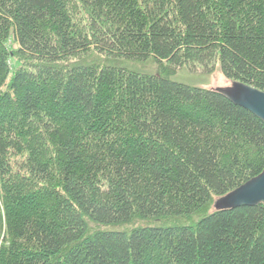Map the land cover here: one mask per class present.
Masks as SVG:
<instances>
[{"label":"trees","instance_id":"16d2710c","mask_svg":"<svg viewBox=\"0 0 264 264\" xmlns=\"http://www.w3.org/2000/svg\"><path fill=\"white\" fill-rule=\"evenodd\" d=\"M217 66L264 92V0H0V264H264V206L212 208L264 123L171 80Z\"/></svg>","mask_w":264,"mask_h":264},{"label":"water","instance_id":"95a60500","mask_svg":"<svg viewBox=\"0 0 264 264\" xmlns=\"http://www.w3.org/2000/svg\"><path fill=\"white\" fill-rule=\"evenodd\" d=\"M231 103L248 112L264 123V92L241 83H230L226 88H217ZM264 206V169L235 190L213 202L214 211H227L239 207Z\"/></svg>","mask_w":264,"mask_h":264},{"label":"rangeland","instance_id":"374dc122","mask_svg":"<svg viewBox=\"0 0 264 264\" xmlns=\"http://www.w3.org/2000/svg\"><path fill=\"white\" fill-rule=\"evenodd\" d=\"M10 47L12 49H15L16 45H14L13 43H10ZM141 68L144 72H149V73L155 72V66H152V65L142 66ZM171 80L181 83V84L188 85V86L201 88V89H213L214 90L217 88H226L230 85V83L227 82L222 76L221 72L219 71L218 66L216 67L215 71L211 73L210 75L189 74L185 72H180L177 75H175ZM144 225L145 223H136L133 225V227L144 226ZM127 228L129 229L130 227H127ZM118 229L119 228H115L114 230H118ZM6 245L7 243L6 244L3 243L0 246V251Z\"/></svg>","mask_w":264,"mask_h":264},{"label":"built area","instance_id":"2783aa9c","mask_svg":"<svg viewBox=\"0 0 264 264\" xmlns=\"http://www.w3.org/2000/svg\"><path fill=\"white\" fill-rule=\"evenodd\" d=\"M5 227L3 221V209L0 202V246L4 243Z\"/></svg>","mask_w":264,"mask_h":264}]
</instances>
